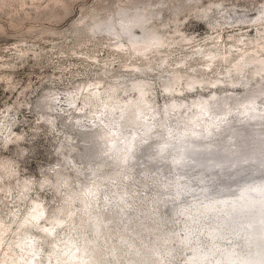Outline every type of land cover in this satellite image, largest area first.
I'll use <instances>...</instances> for the list:
<instances>
[{
	"label": "rangeland",
	"instance_id": "374dc122",
	"mask_svg": "<svg viewBox=\"0 0 264 264\" xmlns=\"http://www.w3.org/2000/svg\"><path fill=\"white\" fill-rule=\"evenodd\" d=\"M254 227L264 0H0V264H248Z\"/></svg>",
	"mask_w": 264,
	"mask_h": 264
},
{
	"label": "bare ground",
	"instance_id": "6f19581e",
	"mask_svg": "<svg viewBox=\"0 0 264 264\" xmlns=\"http://www.w3.org/2000/svg\"><path fill=\"white\" fill-rule=\"evenodd\" d=\"M140 46V47H139ZM137 51H145L149 46L148 44L139 45ZM167 92H171V88H166ZM263 228V227H259ZM263 230L253 228V234L257 239V244L264 246V234ZM20 249L25 251L23 256L17 258L18 260L25 259V264H40L38 261V247L36 240L31 237H27V240H21L18 244ZM74 260V262L71 261ZM61 260L66 261L68 264H100L98 256L88 249V243L83 240L80 244L75 243L73 240H68L65 245V249L62 253ZM17 262V261H16ZM15 260H4L1 264H15ZM82 262V263H81ZM60 264V263H59ZM248 264H264V253L255 256Z\"/></svg>",
	"mask_w": 264,
	"mask_h": 264
}]
</instances>
